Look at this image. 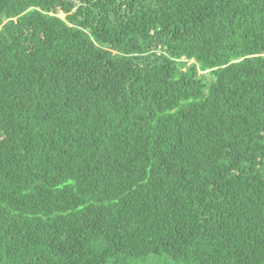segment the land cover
Masks as SVG:
<instances>
[{"label":"trees","instance_id":"obj_1","mask_svg":"<svg viewBox=\"0 0 264 264\" xmlns=\"http://www.w3.org/2000/svg\"><path fill=\"white\" fill-rule=\"evenodd\" d=\"M107 262L264 264V0H0V264Z\"/></svg>","mask_w":264,"mask_h":264},{"label":"rangeland","instance_id":"obj_2","mask_svg":"<svg viewBox=\"0 0 264 264\" xmlns=\"http://www.w3.org/2000/svg\"><path fill=\"white\" fill-rule=\"evenodd\" d=\"M61 18L63 17L62 14L59 15ZM104 264H111L110 262L104 263Z\"/></svg>","mask_w":264,"mask_h":264}]
</instances>
